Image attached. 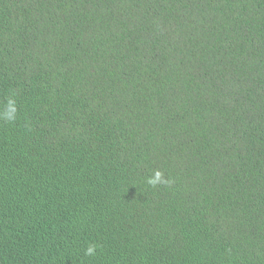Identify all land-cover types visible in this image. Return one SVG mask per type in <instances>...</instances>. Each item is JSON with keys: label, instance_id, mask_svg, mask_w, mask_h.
Instances as JSON below:
<instances>
[{"label": "trees", "instance_id": "trees-1", "mask_svg": "<svg viewBox=\"0 0 264 264\" xmlns=\"http://www.w3.org/2000/svg\"><path fill=\"white\" fill-rule=\"evenodd\" d=\"M11 95L0 264H264V0H0Z\"/></svg>", "mask_w": 264, "mask_h": 264}, {"label": "clouds", "instance_id": "clouds-1", "mask_svg": "<svg viewBox=\"0 0 264 264\" xmlns=\"http://www.w3.org/2000/svg\"><path fill=\"white\" fill-rule=\"evenodd\" d=\"M17 113L18 105L15 95L6 97L5 103L3 104V108L0 109V119L5 120L7 122H14L17 118ZM147 183L152 187H155L161 183L170 184L171 181L165 179L161 171L156 170L151 176L147 178ZM98 247L99 245L90 242L84 251V255L88 257L95 256Z\"/></svg>", "mask_w": 264, "mask_h": 264}]
</instances>
